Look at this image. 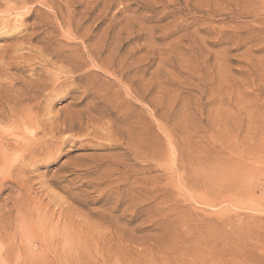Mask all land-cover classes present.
Here are the masks:
<instances>
[{
    "label": "rangeland",
    "instance_id": "obj_1",
    "mask_svg": "<svg viewBox=\"0 0 264 264\" xmlns=\"http://www.w3.org/2000/svg\"><path fill=\"white\" fill-rule=\"evenodd\" d=\"M21 88L0 264H264V0H0Z\"/></svg>",
    "mask_w": 264,
    "mask_h": 264
},
{
    "label": "bare ground",
    "instance_id": "obj_2",
    "mask_svg": "<svg viewBox=\"0 0 264 264\" xmlns=\"http://www.w3.org/2000/svg\"><path fill=\"white\" fill-rule=\"evenodd\" d=\"M22 5L24 6V4ZM37 90L38 88L31 90H23V88H21L14 94L6 96L3 95V98H0V124H4L5 126L3 132L0 131V139L3 140V138H12L14 140H25L27 138H24V136L26 133H28L30 129H35L36 127H39L41 122L39 121V119L35 118V116H37L39 107V101L35 99L38 96ZM17 146L19 147L20 144H18Z\"/></svg>",
    "mask_w": 264,
    "mask_h": 264
}]
</instances>
